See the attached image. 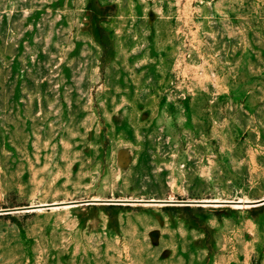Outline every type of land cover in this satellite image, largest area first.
<instances>
[{
  "label": "rangeland",
  "instance_id": "374dc122",
  "mask_svg": "<svg viewBox=\"0 0 264 264\" xmlns=\"http://www.w3.org/2000/svg\"><path fill=\"white\" fill-rule=\"evenodd\" d=\"M263 140L264 0H0V210L257 200ZM0 264H264V204L0 212Z\"/></svg>",
  "mask_w": 264,
  "mask_h": 264
},
{
  "label": "bare ground",
  "instance_id": "6f19581e",
  "mask_svg": "<svg viewBox=\"0 0 264 264\" xmlns=\"http://www.w3.org/2000/svg\"><path fill=\"white\" fill-rule=\"evenodd\" d=\"M263 142H264V140H263ZM93 200H104V199L95 197V198H93ZM124 201H138V200L124 199ZM141 201H143L142 203H144V204H152V203H160V204H162V203H166V202H156V201H159V200H154L153 198H151V200H148V202H146V200H141ZM160 201H164V200H160ZM167 201H175V200H167ZM202 201H203V203H201V204H203V205H209L210 202H211L212 205L217 206V205L225 204L223 202L224 201L226 202L227 200H225V199L224 200H222V199H211V200L204 199ZM99 202H101V201H96L95 203H99ZM255 202H256L255 199L254 200L253 199L250 200V199H247V198L238 199L237 201H229L230 205H232L233 207H242V208L243 207H251L253 205L255 206V205L264 204V202L263 203H255ZM42 205H46V204L42 203V204H40V205H38V206H36L34 208H30V209H27V210H31V211L40 210V209H42L44 207ZM77 205H78L77 203L57 202V203H53V204H51L49 206H51L52 208H58V207H72V206H77Z\"/></svg>",
  "mask_w": 264,
  "mask_h": 264
},
{
  "label": "water",
  "instance_id": "95a60500",
  "mask_svg": "<svg viewBox=\"0 0 264 264\" xmlns=\"http://www.w3.org/2000/svg\"><path fill=\"white\" fill-rule=\"evenodd\" d=\"M141 200H143V199H139L138 201H124V199L93 200L91 198V199L73 200V201H69V202L70 203H77V204L95 203L96 201L108 202V203L143 202ZM149 200H151V199H149ZM170 200H172V199H170ZM146 202H148V200H146ZM156 202L178 203V204H184V205H189V204H193V203H198V204L203 203L202 200H185V199H177L175 201H167V200L160 201L159 200V201H156ZM263 202H264V197L260 198V199H257L255 203H263ZM223 203H229V202H223ZM49 205H51V204H47V205H43V206H49ZM34 207H36V206H21V207L5 208V209L0 210V212L11 213V212H17V211H26L27 209L34 208Z\"/></svg>",
  "mask_w": 264,
  "mask_h": 264
}]
</instances>
